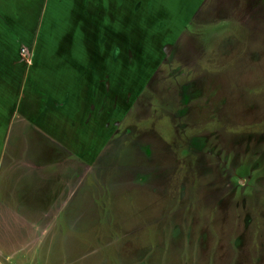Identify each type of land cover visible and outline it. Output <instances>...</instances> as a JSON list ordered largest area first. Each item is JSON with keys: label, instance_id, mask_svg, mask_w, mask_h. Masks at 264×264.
Wrapping results in <instances>:
<instances>
[{"label": "rangeland", "instance_id": "374dc122", "mask_svg": "<svg viewBox=\"0 0 264 264\" xmlns=\"http://www.w3.org/2000/svg\"><path fill=\"white\" fill-rule=\"evenodd\" d=\"M79 1L112 70L111 127L95 160L65 164L14 127L1 264H264V0Z\"/></svg>", "mask_w": 264, "mask_h": 264}, {"label": "crops", "instance_id": "0c3cea01", "mask_svg": "<svg viewBox=\"0 0 264 264\" xmlns=\"http://www.w3.org/2000/svg\"><path fill=\"white\" fill-rule=\"evenodd\" d=\"M26 1L21 9H14L25 12L26 30L33 36L27 39L20 31L22 40L16 44L13 0H0V169L8 148L12 159L9 144L14 127L18 128L17 143L28 132L32 139L45 140L55 152H62L64 164L71 159L95 160L98 133L103 138L111 127L106 113L114 90L108 78L112 70L107 74L104 64L97 66L101 60L96 58V27L80 24L87 16L83 1L67 2L65 9L60 8L61 0L56 7H49L52 0H42L41 6ZM14 44L23 47V53L19 55ZM19 146L13 152L16 157ZM32 152L29 147L26 154ZM6 257L12 264V254Z\"/></svg>", "mask_w": 264, "mask_h": 264}]
</instances>
